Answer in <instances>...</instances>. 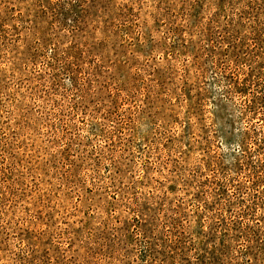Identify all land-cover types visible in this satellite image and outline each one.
<instances>
[{
  "label": "rangeland",
  "instance_id": "obj_1",
  "mask_svg": "<svg viewBox=\"0 0 264 264\" xmlns=\"http://www.w3.org/2000/svg\"><path fill=\"white\" fill-rule=\"evenodd\" d=\"M0 264H264V0H0Z\"/></svg>",
  "mask_w": 264,
  "mask_h": 264
}]
</instances>
